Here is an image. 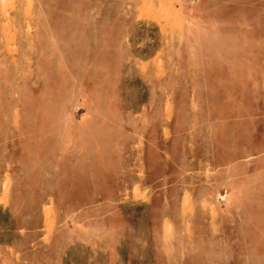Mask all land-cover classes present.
I'll return each instance as SVG.
<instances>
[{
  "label": "rangeland",
  "instance_id": "obj_1",
  "mask_svg": "<svg viewBox=\"0 0 264 264\" xmlns=\"http://www.w3.org/2000/svg\"><path fill=\"white\" fill-rule=\"evenodd\" d=\"M0 264H264V0H0Z\"/></svg>",
  "mask_w": 264,
  "mask_h": 264
},
{
  "label": "bare ground",
  "instance_id": "obj_2",
  "mask_svg": "<svg viewBox=\"0 0 264 264\" xmlns=\"http://www.w3.org/2000/svg\"><path fill=\"white\" fill-rule=\"evenodd\" d=\"M154 4V3H153ZM8 18V16H6V15H3V17H2V19H3V21L4 20H6ZM27 18V17H26Z\"/></svg>",
  "mask_w": 264,
  "mask_h": 264
}]
</instances>
